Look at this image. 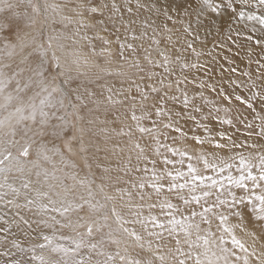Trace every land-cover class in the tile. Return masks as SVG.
Masks as SVG:
<instances>
[{"label": "rangeland", "instance_id": "obj_1", "mask_svg": "<svg viewBox=\"0 0 264 264\" xmlns=\"http://www.w3.org/2000/svg\"><path fill=\"white\" fill-rule=\"evenodd\" d=\"M37 2L42 3L43 0H37ZM53 2L62 3V0H49V3ZM86 2L92 5L107 3L108 8L104 9V16L92 17L95 27L86 30L90 42L78 41L74 44L70 39L61 40L59 43L64 44L63 51L56 49L62 63L68 64L71 69L68 73L70 79L67 82L63 75L56 81L67 96L65 108L71 112L70 105H77L79 115L83 119L76 120L75 117L69 116L70 123L64 127L60 137L47 138L50 148H58L64 154L68 166L60 165L58 156L54 157L55 162L59 167H63L65 172L74 174L78 178L94 181L92 186L94 190H97L96 199L107 204L105 211L109 213V224L113 227H115V217L111 216L112 208L129 221L156 216L161 222L167 223L166 220L170 219L166 215L168 210H162L159 207L160 201L165 197L180 207L183 216L189 215L190 209L200 211L198 205L185 206L174 193L168 192L170 179L166 175L167 171H187L188 163L185 157V163L181 165L179 163L181 157L173 156L169 149L186 151L193 156L203 152L210 159L214 154L234 162L236 166H239V157L243 155L252 157V163L258 165V158L264 155V132H262L264 129V26L246 17L264 15V6H260L258 0H249L247 4H240L237 0H210L214 6H219V14H217L211 11L203 0H139L143 7H137V0H115L120 7V14L117 16L111 10L112 0H86ZM229 2L236 9L235 12L227 7ZM128 8L132 11L128 12ZM20 11H23V7ZM240 12L245 13V18H241ZM87 15L85 13V16ZM109 16L112 17L111 20L108 19ZM102 19L105 21L103 26L99 24ZM146 23L148 27H145ZM104 28H107V31H104ZM25 31L29 30L25 29ZM61 31L70 35L72 27L64 29L60 24H50L45 28V41L49 34L55 36ZM133 35L137 39H133ZM169 37H171L170 40ZM152 38L160 40L159 49L153 44ZM105 40L108 41L107 44ZM56 43L57 41L54 40V48ZM121 43L133 45L136 51L132 52L128 48L121 50ZM109 50L110 57L107 55ZM161 51L177 61L172 65L175 71L171 75L165 73L163 68H152L145 60V56L150 53L152 59L160 61L162 57L159 52ZM124 57L128 60H139L145 69L135 77L137 84L150 94L145 104L151 113V118L145 119L142 124L148 128L155 127L157 129L155 133L141 134L136 131L135 122L129 119L130 112L127 105L123 107L117 105L111 113L106 114L103 103L97 110V105L92 102L93 99L102 100L100 93L103 91V85H111L114 88L128 87L127 81L108 74L109 71L114 73L121 64H125ZM77 59L80 60L79 67L73 63ZM85 60L87 63H84ZM183 63H186L188 67L182 69ZM51 72L53 74L56 72L54 65L51 66ZM151 73L157 75L148 79ZM159 79H164L165 83L171 82L172 88L162 90L157 95L151 93L150 86L163 88L159 84ZM177 80L181 83L177 84ZM132 87V94L136 95L138 104L140 97L135 93V85ZM164 91L168 92L167 96L164 95ZM78 93L85 100L86 106H81L77 101ZM89 93L96 95L89 96ZM185 93L190 101L187 106L183 103ZM249 104L252 107H249ZM157 108H161L165 115L157 116L155 114ZM117 113L121 117L120 121H114V115ZM58 114L63 115L64 112L61 111ZM227 120L232 123H225ZM169 123L172 127H165ZM129 127L133 132L131 138L117 135L121 128L127 130ZM177 128L179 131L176 130ZM209 136L212 138V143L206 141L200 144L194 139V137L205 139ZM69 141L76 155L72 156L73 153L67 151L65 144ZM135 143L145 148V152L139 158L138 150L134 147ZM81 144L85 149L83 152L79 150ZM217 144H223L224 147L218 148ZM165 157L174 161L175 167L172 164L166 165ZM232 157H236V160L232 161ZM79 158L81 160H78ZM191 163L205 175H215L211 170L205 171L202 162L194 159ZM46 167L51 168V165ZM153 168L158 175L164 177L159 182L164 186L159 196L150 187L146 186L143 189L138 187L142 181L151 179ZM105 169L108 171L106 172ZM253 172H256L255 168ZM232 174L239 175L235 168L232 169ZM31 179L35 181L34 176ZM8 183L20 187L21 179L16 175H10ZM65 183L71 184L72 181L67 180ZM101 185L104 186V191L106 188L105 192L108 195L115 197L113 200L103 199L102 194L98 192ZM76 191L83 190L77 186ZM235 191L238 196L242 194L241 190ZM184 194L189 196L187 190ZM141 196L144 197L143 200ZM214 200L215 196L210 197L209 203ZM24 203L23 196L15 198L6 188L0 189V264H40L39 257L45 254L35 245L42 242L39 239L41 231L50 235L51 230L35 223L41 217L33 215L26 208L16 207V204ZM215 211L227 214L226 208H217ZM181 213L176 214L177 219L182 218ZM84 214L85 212L79 213V215ZM243 215L246 224L252 226L246 234L245 232L242 234L243 237L248 234L251 237V243L245 245L250 252L256 249V256L248 257L249 264H257V256L264 252V228L260 226L264 222L255 221L250 207L244 208ZM21 216L29 219L32 223L31 229H27V225H24L23 229L16 227ZM76 218L74 214L73 219ZM209 219L212 221L210 227L201 222L200 216H196L194 222L200 224L201 236H206L208 231H211L215 234L212 239H218L223 234L219 220L212 214H209ZM233 219L236 220L235 217H229V222L233 221L232 224L229 223L230 225L237 223V220ZM5 221L8 223L5 224ZM125 227L135 229L141 234L146 247L148 242H151L153 247L162 244L161 254L169 257L168 264H176L178 259L184 258L175 253L177 247L175 240L168 236L167 231L164 232L162 239L157 240L155 236L148 235L149 231H160L151 224L148 225L147 230L140 223H129ZM24 229H27L30 235H25ZM61 232L65 236L71 235L67 229ZM180 239L179 247L187 251L182 235ZM192 239H196L195 231H193ZM13 241L19 243V247ZM58 243L68 245L66 240L58 241ZM169 249L172 251L169 252ZM87 254L86 249L82 250L81 256L86 257ZM48 255L51 259H59L54 254ZM144 255L147 256L150 253L145 251ZM236 255L243 257L246 254L236 250ZM232 260L234 264H244L243 259L240 261L232 257ZM189 261L192 262L191 259Z\"/></svg>", "mask_w": 264, "mask_h": 264}, {"label": "snow or ice", "instance_id": "obj_2", "mask_svg": "<svg viewBox=\"0 0 264 264\" xmlns=\"http://www.w3.org/2000/svg\"><path fill=\"white\" fill-rule=\"evenodd\" d=\"M237 2L247 4L249 0H237ZM203 3L211 11L219 14L218 5L214 6L210 0H203ZM258 3L264 6V0H258ZM21 7L23 11H20ZM137 7H143L139 0H137ZM227 7L233 12L236 11L230 2ZM106 8H108L107 3L92 5L86 0H62V3H49V0H43L42 3L37 0H0V178H2L0 189L6 188L15 198L23 196L25 203L16 204V207L26 208L28 212L41 217L35 223L51 230L50 235L41 231L39 239L42 242L35 245L45 253L39 257L40 264H168L169 257L161 254L163 245L157 244L153 247L152 243L148 242L146 247L141 234L135 229L125 227L129 223H140L146 230L151 224L160 231H149L148 235L155 236L157 240L162 239L164 232L167 231L168 236L175 240L177 246L175 253L184 257L178 259L176 264H187L189 259L192 260V264H234L232 257L236 260L243 259L244 264H249L248 257L256 256V252L249 251L245 243L237 238L234 229L246 230L243 225L245 207L251 208L255 221L264 222V155L258 158V165L252 163V157L241 155L239 166H236L234 162L214 154L210 159L203 152L193 156L186 151L170 148L169 151L173 156L181 157L179 161L181 165L185 163V157L188 163L187 171H167L166 175L170 179L167 190L169 193H174L183 205H198L201 210L190 209L189 215L183 216L180 207L165 197L160 201L159 207L162 210H168L166 215L170 219L167 223L161 222L156 216L129 221L112 208L111 216L115 217V227L109 224L110 216L105 211L107 204L96 199L97 191L92 186L94 181L78 178L74 174L65 172L64 168L59 167L55 162L54 157L58 156L60 165L68 166L64 154L58 148H50L47 138L60 137L64 127L70 123L69 116L75 117L76 120L83 119L79 115L77 105H70L71 112L65 108L67 96L56 81L63 75L67 82L70 79L68 73L71 69L68 64L62 63L56 49L63 51L64 44L59 43L61 40L70 39L74 44L78 41L90 42L86 30L95 27L92 17L104 16ZM111 10L119 16L120 7L115 0H112ZM131 11V8H128V12ZM85 13L88 15L85 16ZM239 15L245 18L244 12H240ZM246 18L264 26V15H248ZM108 19L111 20L112 17L109 16ZM50 24H60L64 29L71 26L72 33L69 35L61 31L55 36L49 34L45 41V28ZM99 24L103 26L105 21L102 19ZM145 27H148L147 23ZM103 30L107 31V28ZM99 38L103 39V37ZM132 38L137 39L135 35ZM54 40L57 41L55 48ZM152 42L159 49L160 40L152 38ZM105 43L107 44L108 41L105 40ZM120 48L136 51L131 44L121 43ZM107 55L111 56L110 50ZM121 55L123 56V51ZM159 55L162 57L160 61L152 59L150 53L145 56V60L152 68H163L165 73L171 75L175 71L172 65L177 61L164 51L159 52ZM124 60L125 64H121L114 73L109 71L108 74L127 81L128 87L114 88L111 85H103V91L100 93L103 101L93 99L92 102L97 105V110L103 103L106 114L111 113L117 105L121 107L127 105L130 119L135 122L136 131L141 134L155 133L157 131L155 127L148 128L142 124V121L151 118V113L145 104L150 94L137 84L135 77L145 69L139 60H128L127 57H124ZM73 63L79 67L80 60H74ZM84 63L87 61L85 60ZM52 65L56 69L54 74L51 72ZM187 67L186 63L181 65L182 69ZM153 75L157 74L151 73L147 78L151 79ZM179 83L181 81L177 80V84ZM159 84L163 88L150 86L151 93L159 95L162 90L172 88V83H165L164 79H159ZM133 85H135V93L140 97L138 104L136 95L132 94ZM95 95V93H89V96ZM164 95L167 96L168 92L164 91ZM183 95V103L187 106L190 103L189 98L186 93ZM76 99L81 106H86L85 100L79 93ZM248 106L252 107L251 104ZM138 110L139 114H137ZM61 111L64 112L63 115L58 114ZM155 114L165 115L161 108H157ZM168 118L171 120L170 116ZM120 120V115L115 114L114 121ZM225 123L232 122L227 120ZM165 127H172V124H166ZM176 130L179 131L178 128ZM81 132L83 133V129ZM117 135L131 138L133 132L130 127L127 130L121 128ZM194 139L200 144L206 141L212 143L211 136L205 139L194 137ZM65 147L69 153H73L70 141L66 142ZM134 147L138 150L139 158L145 152V148L139 143H135ZM216 147L222 148L224 145L217 144ZM79 150L85 151L83 144ZM194 159L203 163L205 171L211 170L215 175H205L191 163ZM231 159L235 161L236 157ZM164 163L175 167V162L167 157ZM46 165H51V168ZM233 168L239 175L232 174ZM144 170L148 171L147 168ZM105 171L107 172L108 169ZM10 175H16L21 179L20 187L8 183ZM33 176L35 181L31 179ZM163 178L153 168L151 179L142 181L138 187L140 189L150 187L159 196L164 188L159 183ZM67 180H71L72 183H65ZM77 186L83 191L77 192ZM185 190L190 198L184 194ZM235 190H241L242 194L238 196ZM98 192L102 194L105 201L115 198L108 195L102 185L99 186ZM212 196H215V200L209 203V198ZM140 198L144 199L143 196ZM217 208H226L227 214L217 213L215 211ZM81 212L85 214L79 215ZM177 213H181V219H177ZM74 214L77 216L76 219H73ZM209 214L216 216L222 228L223 234L218 239H212L215 234L211 231H208L206 236H201L200 224L194 222L195 217L200 216L201 222L210 227L212 221L209 219ZM230 216L236 218L235 225L229 224ZM7 223L5 221V224ZM24 225H27V229L32 228L29 219L21 216L16 227L23 229ZM260 226L264 228V223ZM27 229H24V234L30 235ZM64 229H67L71 235H63L61 230ZM193 231L196 233L195 240L192 239ZM181 235L184 237L183 242L187 245V251L179 247ZM61 240L68 241V245L58 243ZM13 243L19 247V243L16 241ZM85 249L88 253L86 257L81 256L82 250ZM236 250L246 255L240 257L236 255ZM145 251L150 255L145 256ZM171 251L172 249H169V252ZM48 254H54L59 259H51ZM257 264H264V252L257 256Z\"/></svg>", "mask_w": 264, "mask_h": 264}, {"label": "bare ground", "instance_id": "obj_3", "mask_svg": "<svg viewBox=\"0 0 264 264\" xmlns=\"http://www.w3.org/2000/svg\"><path fill=\"white\" fill-rule=\"evenodd\" d=\"M97 30V29H96ZM95 37V36H94ZM118 41V40H117ZM64 54V53H63ZM86 54V53H85ZM60 56V55H59ZM84 59V58H83ZM87 65V64H86ZM88 66V65H87ZM101 97V96H100ZM102 100H103V97H102ZM101 100V101H102ZM129 119H130V117H129ZM97 123V122H96ZM105 125V124H104ZM107 126V125H106ZM110 138V137H109ZM83 142H84V140H83ZM88 142V141H87ZM138 142V141H137ZM74 143H76L75 141H74ZM76 145H79V144H76ZM130 146V145H129ZM132 146V145H131ZM79 147V146H78ZM124 147V146H123ZM120 148V147H119ZM118 148V149H119ZM135 149V148H134ZM94 154V153H93ZM73 155H76V153H74V151H73V154H72V156ZM81 155V154H80ZM79 156V155H78ZM57 157V156H56ZM55 157V158H56ZM76 159H77V157H76ZM84 159V158H83ZM78 160H81L80 158L78 159ZM88 160V159H87ZM58 161V160H57ZM59 162V161H58ZM78 162V161H77ZM60 163V162H59ZM81 164V163H80ZM106 166V165H105ZM109 167V166H108ZM141 167V166H140ZM90 170V169H89ZM113 171V170H112ZM82 172V171H81ZM76 173V172H75ZM111 175H112V173H111ZM103 186V185H102ZM108 186V185H107ZM104 187V186H103ZM106 187V186H105ZM97 191V190H96ZM105 191H106V188H105ZM101 197V196H100ZM8 206H6V208H7ZM12 208V207H11ZM14 212V211H13ZM117 213H119V212H117ZM18 214V213H17ZM181 216V215H180ZM169 219V218H168ZM165 220V219H164ZM234 220V219H233ZM167 221V220H166ZM234 221H236V220H234ZM237 222V221H236ZM229 223H233V221L232 222H229ZM235 224V223H234ZM243 225L245 226V228H246V230L245 231H241V229L240 228H235L234 229V231H235V234H236V236H237V238H239L240 240H242L246 245H249V243H251V237L249 236V234H248V232H247V236H242V234L244 233V234H246V231L248 230V229H250L252 226L251 225H249V224H246V220L244 219L243 220ZM136 228H138V227H136ZM140 228H142L141 226H140ZM256 227H254V229H255ZM257 230H258V228H257ZM142 231H144V230H142ZM254 231H256V230H254ZM259 232H260V234L262 233L261 231H260V229H259ZM143 233V232H142ZM146 233V232H145ZM252 233V232H251ZM259 235V234H258ZM263 236V235H262ZM261 236V237H262ZM257 237V236H256ZM255 238V237H254ZM254 238H252L253 240L252 241H254ZM245 245V246H246ZM264 245V244H263ZM262 245V246H263ZM255 246V245H254ZM260 248H263V247H260ZM4 249V248H3ZM8 250V249H7ZM6 250V251H7ZM254 250H256V249H254ZM36 251V250H35ZM8 252H9V250H8ZM257 252H259V251H257ZM33 253V252H32ZM260 253V252H259ZM258 253V254H259ZM35 254V253H34ZM33 254V255H34ZM33 255H31V256H33ZM13 257V256H12ZM24 257V256H23ZM26 257V256H25ZM242 257V256H241ZM20 258V257H19ZM19 258H17V259H19ZM22 259V258H21ZM20 260V259H19ZM16 261V260H15ZM27 261H29V260H27ZM240 261H242L241 259H240ZM240 261H239V263H240ZM189 262V263H188ZM17 263V262H16ZM172 263V262H171ZM20 264V263H19ZM173 264V263H172ZM187 264H192V262L191 261H187Z\"/></svg>", "mask_w": 264, "mask_h": 264}]
</instances>
